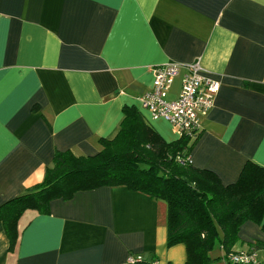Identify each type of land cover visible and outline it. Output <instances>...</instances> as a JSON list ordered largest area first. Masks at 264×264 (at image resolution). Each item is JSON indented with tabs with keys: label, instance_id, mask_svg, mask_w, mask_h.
I'll list each match as a JSON object with an SVG mask.
<instances>
[{
	"label": "crops",
	"instance_id": "0c3cea01",
	"mask_svg": "<svg viewBox=\"0 0 264 264\" xmlns=\"http://www.w3.org/2000/svg\"><path fill=\"white\" fill-rule=\"evenodd\" d=\"M197 60L219 86L189 160L230 185L246 162L264 167V0H0V205L40 183L56 152L95 155L124 106L177 140L138 98L153 68L175 62L174 100ZM166 216L163 201L124 187L81 191L24 213L13 252L0 225V264H185V246L166 245ZM238 235L246 249L264 227L248 221Z\"/></svg>",
	"mask_w": 264,
	"mask_h": 264
},
{
	"label": "trees",
	"instance_id": "16d2710c",
	"mask_svg": "<svg viewBox=\"0 0 264 264\" xmlns=\"http://www.w3.org/2000/svg\"><path fill=\"white\" fill-rule=\"evenodd\" d=\"M122 114L117 133L100 139L95 155L56 152L40 183L0 205L9 251L17 246L24 213L47 215L54 200L68 201L78 192L102 187H124L166 204V245L183 244L185 264L218 260L232 264L229 256L237 252L264 254V242L258 240L246 249H235L245 222L264 227V167L248 161L235 183L223 185L213 172L189 161L198 132L166 142L136 107L124 106ZM217 248L221 255L214 257ZM135 264H158V260L152 257Z\"/></svg>",
	"mask_w": 264,
	"mask_h": 264
},
{
	"label": "built area",
	"instance_id": "2783aa9c",
	"mask_svg": "<svg viewBox=\"0 0 264 264\" xmlns=\"http://www.w3.org/2000/svg\"><path fill=\"white\" fill-rule=\"evenodd\" d=\"M180 70L181 66L175 62L153 68L150 89L139 96L138 102L140 108L152 117L161 118L174 126L180 136L195 135L198 132V115L212 108L219 84L207 76L197 60L186 66L177 97L167 100V94ZM143 259L139 254H130L127 263L135 264ZM229 261L232 264H262L257 254L246 251L231 254Z\"/></svg>",
	"mask_w": 264,
	"mask_h": 264
},
{
	"label": "rangeland",
	"instance_id": "374dc122",
	"mask_svg": "<svg viewBox=\"0 0 264 264\" xmlns=\"http://www.w3.org/2000/svg\"><path fill=\"white\" fill-rule=\"evenodd\" d=\"M259 258L261 259V261H264V254H259Z\"/></svg>",
	"mask_w": 264,
	"mask_h": 264
}]
</instances>
